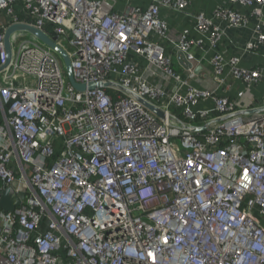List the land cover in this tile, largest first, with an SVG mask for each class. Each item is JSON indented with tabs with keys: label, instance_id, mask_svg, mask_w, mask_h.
I'll use <instances>...</instances> for the list:
<instances>
[{
	"label": "built area",
	"instance_id": "obj_1",
	"mask_svg": "<svg viewBox=\"0 0 264 264\" xmlns=\"http://www.w3.org/2000/svg\"><path fill=\"white\" fill-rule=\"evenodd\" d=\"M123 1L119 12L117 0H0V197H21L0 207V264H264V111L240 113L264 106V63L216 51L246 28L241 53L264 57V0L193 14L199 36L184 28L175 44L185 77L160 10L191 1ZM17 23L56 36L76 82L113 86L75 89L60 55L25 31L6 65ZM206 44L211 88L192 84Z\"/></svg>",
	"mask_w": 264,
	"mask_h": 264
},
{
	"label": "crops",
	"instance_id": "obj_2",
	"mask_svg": "<svg viewBox=\"0 0 264 264\" xmlns=\"http://www.w3.org/2000/svg\"><path fill=\"white\" fill-rule=\"evenodd\" d=\"M190 5L183 11H171L167 8H161L160 16L164 18L169 26L168 38L164 39L163 45L165 46L166 53L171 56L173 60V67L181 73L183 77L187 75V70L179 63L177 60V53L179 52L175 44L179 33L184 29L188 28L190 30V35L198 37L199 34L194 30V19L193 14L203 12L207 16H213V10L222 4L223 0H190ZM148 0H133L132 4H137L141 6H146ZM125 3L123 0H117L114 9L122 12L125 10ZM241 12L247 13L248 9L245 7L237 6ZM219 25H224L219 20L215 21ZM254 20L252 21V23ZM250 31L246 28L233 29L228 31V38H225L220 45L217 46L216 51L221 52L225 56L229 55H244L242 57V63L245 66H256L257 64L264 63L263 56H256L251 54H242L241 47L250 38ZM157 39V36H155ZM205 50V52H204ZM213 50H211L206 44L204 49L195 50V55L197 60H200L199 64L194 63L195 79H192V84L197 87L211 88L214 86L213 70L209 63L210 56ZM261 53L264 54V46L261 47ZM236 85V84H235ZM218 93H222L223 90L218 89ZM235 91L229 93L230 96H235ZM210 101L202 102L201 106H211Z\"/></svg>",
	"mask_w": 264,
	"mask_h": 264
},
{
	"label": "water",
	"instance_id": "obj_3",
	"mask_svg": "<svg viewBox=\"0 0 264 264\" xmlns=\"http://www.w3.org/2000/svg\"><path fill=\"white\" fill-rule=\"evenodd\" d=\"M18 31H25L27 32L30 36H33L37 38L39 41L53 49L55 52H57L64 64L66 75L68 77V80L70 84L77 90L79 91H84L86 88L92 89L94 87H104L108 88L113 86L111 83H89V84H81L75 81L73 78L72 74V69H71V64H70V58L67 54V52L60 47L58 44H56V36L50 38L44 31L35 28L34 26H31L29 24H23V23H17V24H12L10 25L6 30H5V37H4V42H5V49L7 52V61L6 65L9 63L11 56H12V49H11V43L10 39L11 36ZM177 60L179 63L184 67V68H190L192 65L189 62H186L184 59V56L181 52L177 53ZM3 67H0V70ZM119 90L123 92L130 93L128 90L122 88L121 86L117 85L116 86ZM141 104H143L146 108L151 110L153 113H155L158 117L163 118L164 117V112L154 104L148 102L146 99L141 98L135 94H132ZM264 111V106L255 108V109H249L245 111H241V114H253V113H260ZM206 126L202 127H192L191 129L193 131H199L202 129H205ZM21 204V197L16 193V191L12 187H7L3 193L1 194L0 197V207L6 211L13 210L16 206H19Z\"/></svg>",
	"mask_w": 264,
	"mask_h": 264
},
{
	"label": "rangeland",
	"instance_id": "obj_4",
	"mask_svg": "<svg viewBox=\"0 0 264 264\" xmlns=\"http://www.w3.org/2000/svg\"><path fill=\"white\" fill-rule=\"evenodd\" d=\"M28 37V36H27Z\"/></svg>",
	"mask_w": 264,
	"mask_h": 264
}]
</instances>
